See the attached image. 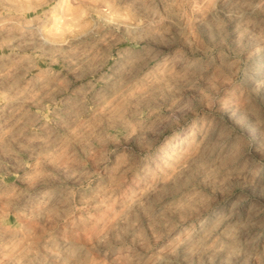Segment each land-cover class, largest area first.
Here are the masks:
<instances>
[{
    "label": "clouds",
    "instance_id": "1",
    "mask_svg": "<svg viewBox=\"0 0 264 264\" xmlns=\"http://www.w3.org/2000/svg\"><path fill=\"white\" fill-rule=\"evenodd\" d=\"M0 264H264V0H0Z\"/></svg>",
    "mask_w": 264,
    "mask_h": 264
}]
</instances>
